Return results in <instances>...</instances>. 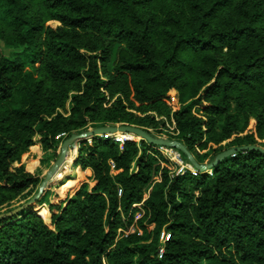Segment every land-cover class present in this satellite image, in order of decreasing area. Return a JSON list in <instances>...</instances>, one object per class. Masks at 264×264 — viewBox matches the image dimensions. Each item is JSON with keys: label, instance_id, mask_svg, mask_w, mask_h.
<instances>
[{"label": "trees", "instance_id": "obj_1", "mask_svg": "<svg viewBox=\"0 0 264 264\" xmlns=\"http://www.w3.org/2000/svg\"><path fill=\"white\" fill-rule=\"evenodd\" d=\"M49 22L63 28H46ZM4 36L19 51L14 58L0 51V209L38 184L14 168L33 146L35 126L46 150L93 115L148 128L127 118L120 98L106 107L105 92L119 78L138 112L173 113L180 143L199 164L197 147L218 146L213 162L233 148L263 146L264 0H0ZM105 40L126 47L117 76L108 70ZM70 93L71 118L45 119ZM204 102L206 121L194 115ZM251 119L256 133L243 136ZM115 140L122 141L81 145L75 166L90 169L96 186L51 205L50 225L32 207L0 220V264H264L263 154L240 153L206 173L173 174L155 147L128 141L121 148ZM74 159L71 150L67 163ZM136 205L144 210L137 221ZM163 233L171 236L165 244Z\"/></svg>", "mask_w": 264, "mask_h": 264}, {"label": "rangeland", "instance_id": "obj_2", "mask_svg": "<svg viewBox=\"0 0 264 264\" xmlns=\"http://www.w3.org/2000/svg\"><path fill=\"white\" fill-rule=\"evenodd\" d=\"M46 28H50L53 30L63 28V25L59 22H49L46 24ZM8 33V32H7ZM7 33H5V36H7ZM4 38L0 37V51L1 53L8 58H14L16 54H18L17 49H15L14 45L12 43L6 42V37ZM81 40L90 41V37L88 35L82 34ZM105 47L108 48V52L110 53V63H109V72L115 76V66L117 65L119 61V55L120 53L126 49L124 45H121L119 43H115L111 40H105ZM81 54H86V51L84 49L80 50ZM127 83L122 79L119 78L117 83L112 87L111 91L105 92L107 96V104L106 107L109 108L112 106L119 98L122 100L124 105L127 107V118L129 120H132L133 122H139L140 124H146L148 128L138 127L134 126L130 123H119V124H107L104 122H101L100 117L97 115L86 117L83 124L85 127L75 133L77 135L86 134L89 132H93L96 129L99 128H106V127H117L121 128L124 126L128 127H136V128H142L146 130L151 137H153L156 140L159 141H171V142H180L179 140V133L176 131V123L174 121L173 113L168 116L163 111L160 113L157 112H147L142 113L138 112L134 106L131 104L133 100V92L127 86ZM212 85H210L211 88ZM124 87V93L123 88ZM129 87V86H128ZM208 90L204 89L201 92V97L204 98L206 95V92ZM76 93H70L69 94V100L66 102L65 107L62 109L56 110V112L51 117H44L45 119L52 120L57 115H62L66 118H71L72 116V97ZM171 99L172 105L175 106V108H180L176 95L173 93H170L169 95ZM210 108V104L207 102L202 103L200 106H197L194 109V115L197 116L200 119L207 120V109ZM256 126L257 122L254 119L250 120L249 128L243 136H250L252 134L256 133ZM97 127V128H94ZM34 130V138H33V146L27 150L26 153H24L21 156L20 162H17L14 164V168L16 169H24L27 173H30L35 176V178L38 180L37 186L33 187L30 186L28 190L24 193L22 197H20L17 201L3 207L0 209V216L5 215V218H13L16 217L20 212L31 208L30 212H37L41 218L46 222V224L50 225L51 220V213H50V206H60L63 202H65L66 198H72L78 193L81 188L84 185L89 186V189H93L96 186V182L94 179L93 172H90L91 170L87 169H77L74 163V169L69 173H67L62 179L61 182H57L56 184H53L52 186H47L45 189V192L38 198L39 200L41 198H44L45 201L42 204H37L36 201L37 196H39L40 189L44 183H46L50 177V174L54 167L56 166L57 162L59 161L61 155H62V147L63 143L70 138L67 134H60L58 137H56V140L58 144L55 146L53 150H46L42 146V134L39 132L37 126L33 128ZM21 136L23 134H20ZM95 138H107V139H120L124 141L125 143L135 142L139 146L145 142L148 146L155 147L161 154V164L162 167H169L173 174H177L180 170V167L177 165L178 159H176V154L179 152L178 150H174L171 148H163L158 147L155 145H151L148 143V141H144L143 138L136 136V135H126V134H119L118 136H106V137H95ZM94 138H90L86 141H81L77 144V158L79 154V150L81 148V145L84 142H88L89 144L92 143ZM235 139V138H234ZM226 141L222 146H230V143L234 140ZM124 143V144H125ZM182 144V143H181ZM259 144L263 145L264 148V142L259 141ZM146 145V146H147ZM184 145V144H183ZM185 146V145H184ZM186 147V146H185ZM219 147L215 145H209L208 150L204 151L200 149L199 147L196 148V153L201 156L202 164L201 165H208L212 163L214 155V150H217ZM72 150V149H71ZM210 153V154H209ZM152 154V153H150ZM154 154V153H153ZM181 154V152H180ZM206 154H209L206 158ZM155 155V154H154ZM188 164V163H187ZM189 165V164H188ZM81 168V167H80ZM188 169L191 171V167L189 166ZM133 170H136V165L133 166ZM194 171V168H193ZM114 176L117 175V173L114 171L112 172ZM156 182L159 181V176H155L154 179ZM52 181V180H51ZM49 181V183H51ZM148 195V194H147ZM135 208L138 209L137 214L135 215L136 221L141 219L144 215V210L142 205H137ZM54 212L57 214L58 210H54ZM138 229L133 228L131 230V233H135ZM122 230L118 231V237L122 234ZM141 233V232H140ZM162 241V240H161Z\"/></svg>", "mask_w": 264, "mask_h": 264}, {"label": "water", "instance_id": "obj_3", "mask_svg": "<svg viewBox=\"0 0 264 264\" xmlns=\"http://www.w3.org/2000/svg\"><path fill=\"white\" fill-rule=\"evenodd\" d=\"M118 133H123L126 135H136V136L143 138L144 141H148V143H150L151 145L178 150L179 152L183 153L188 158V160L191 163V165L193 166V168L198 170L200 173H206V172L212 171L215 167L220 165V163L223 162L225 159L230 158V157H234L240 153L257 152V153L264 155V148L263 147L245 146V147H241V148L230 149V150L220 154L219 156H217V158L211 164L201 165L195 160V158L188 151V149L183 144H181L180 142L156 140L153 137H151L146 130H144L142 128L128 127V126H124L121 128H117V127L99 128V129L94 130L93 132H89V133L82 134V135L74 134L63 143L62 155H61L59 161L57 162L56 166L52 170L48 181L42 185L40 192H39V196H37L36 201L39 200L38 198L45 192L46 187L49 186V184H50L49 181L53 180L56 173H58L59 171H61V169H63L65 167L67 160L71 154V149H77V144L79 142L86 141L90 138H95L98 136L99 137H106V136L116 135ZM5 217H6L5 215L0 216V220L5 218Z\"/></svg>", "mask_w": 264, "mask_h": 264}, {"label": "built area", "instance_id": "obj_4", "mask_svg": "<svg viewBox=\"0 0 264 264\" xmlns=\"http://www.w3.org/2000/svg\"><path fill=\"white\" fill-rule=\"evenodd\" d=\"M116 142H118V143H120L121 144V148H123V146H124V143L125 142H120V141H117V140H115ZM176 159H178V160H176L177 162V165H178V167H180V170H179V172L177 173V174H184L185 172H187V171H190L189 169H188V167L190 166V165H188L183 159H182V156H181V154H180V152H177V154H176ZM111 167H112V172H114V170H115V165H114V163H111ZM191 167V166H190ZM192 168V167H191ZM190 172H192L193 174H198V173H200L198 170H196V169H194V171H193V168L191 169V171ZM210 172V171H209ZM120 196H121V192H120V194H119ZM137 206V205H136ZM139 206V205H138ZM170 235H167V234H165V233H163L162 234V236H161V242H162V244H165L166 242H168L169 241V239H170ZM163 254H164V249L162 248L161 250H160V256H163Z\"/></svg>", "mask_w": 264, "mask_h": 264}, {"label": "bare ground", "instance_id": "obj_5", "mask_svg": "<svg viewBox=\"0 0 264 264\" xmlns=\"http://www.w3.org/2000/svg\"><path fill=\"white\" fill-rule=\"evenodd\" d=\"M119 134L121 135L123 133H118V134H116V136L119 135ZM111 136H114V135H111ZM72 151H73V159L75 158V156L77 158V150L76 149H72ZM76 158L74 159V161L71 160L69 163H66L65 167L63 169H61V171L56 173L54 179L51 182L61 180L67 174V172L70 170L72 165L74 166Z\"/></svg>", "mask_w": 264, "mask_h": 264}, {"label": "crops", "instance_id": "obj_6", "mask_svg": "<svg viewBox=\"0 0 264 264\" xmlns=\"http://www.w3.org/2000/svg\"><path fill=\"white\" fill-rule=\"evenodd\" d=\"M80 168V167H79ZM90 170V169H89ZM71 198V197H70ZM66 199H68V198H66Z\"/></svg>", "mask_w": 264, "mask_h": 264}]
</instances>
